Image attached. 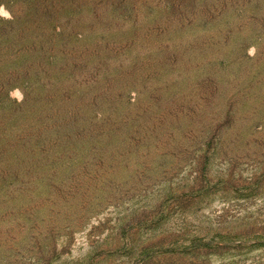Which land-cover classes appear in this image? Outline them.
<instances>
[{
	"label": "rangeland",
	"instance_id": "1",
	"mask_svg": "<svg viewBox=\"0 0 264 264\" xmlns=\"http://www.w3.org/2000/svg\"><path fill=\"white\" fill-rule=\"evenodd\" d=\"M0 264H264V0H0Z\"/></svg>",
	"mask_w": 264,
	"mask_h": 264
}]
</instances>
